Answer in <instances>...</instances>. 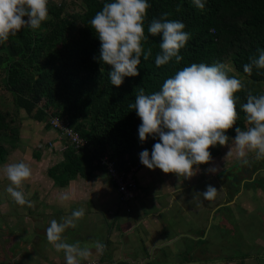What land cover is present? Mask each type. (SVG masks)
<instances>
[{
  "label": "trees",
  "instance_id": "16d2710c",
  "mask_svg": "<svg viewBox=\"0 0 264 264\" xmlns=\"http://www.w3.org/2000/svg\"><path fill=\"white\" fill-rule=\"evenodd\" d=\"M75 1L77 8L70 12L65 11L64 0L49 2V18L39 29L22 28L0 44V83L12 96L14 106L37 122L43 121L47 108H53L49 116L65 121L93 148L79 152L65 148L62 160L47 172L54 184L63 186L76 175L88 180L94 171L104 173L98 164L103 155L115 159L120 169L136 153L144 149L151 153L159 138L140 142L141 120L129 104L135 102L141 88L146 95L159 91L167 78L192 63L229 65V76L240 79L244 88L234 94L239 118L225 134L234 138L235 127L246 130L250 126L241 106L248 94H264V69L254 67L249 75L243 66L250 56L257 55L258 48L264 49V0H205L204 10L197 9L193 0H148L151 7L144 21L148 36L144 48L150 47L152 52L147 60L141 57L139 75L125 77L120 87L111 84L108 72L112 67L93 59L99 57L100 41L90 24L95 13L114 0ZM163 13L170 14L169 20L182 21L191 39L180 50L183 59L179 63L173 58L157 67L161 37L148 34L147 27ZM41 99L44 104L38 107ZM7 116L0 113V139L5 142L0 141V164L6 160L7 146L18 135ZM220 147H210L212 158L219 154ZM34 156L38 158L36 152Z\"/></svg>",
  "mask_w": 264,
  "mask_h": 264
},
{
  "label": "clouds",
  "instance_id": "9594fccd",
  "mask_svg": "<svg viewBox=\"0 0 264 264\" xmlns=\"http://www.w3.org/2000/svg\"><path fill=\"white\" fill-rule=\"evenodd\" d=\"M48 2L0 0V44L17 35L22 28L39 29L49 18ZM193 4L197 9L205 8V0H193ZM150 7L148 0H114L105 3L90 21L100 41L99 57L93 59L112 67L108 75L113 86L120 87L125 77L138 76L141 57L147 60L151 55L152 49L144 48V42L148 40L144 21ZM169 15L163 13L159 19L153 18L147 27L148 34L161 37V51L155 58L157 67L168 64L173 58L179 63L183 59L180 50L191 39V33L184 30L186 25L180 20L167 19ZM254 67L264 69V49L258 48L257 55L249 57L243 70L251 75ZM228 72L223 63H192L167 78L159 91L146 95L140 89L135 102L129 104L141 120L139 140L143 143L149 137L159 138L151 153L147 149L139 153L143 166L190 179L198 171L194 165L208 164L212 160L210 147L225 146L229 141L234 143L237 157L244 164H248L250 152L255 153L256 159L264 158V94H248L247 102L241 106L250 126L246 130L235 127L234 139L225 134L239 118L238 98L234 94L244 88L243 82L229 76ZM207 171L215 173L217 169L213 167ZM4 172L10 181L6 191L13 201L20 206L32 207V201L20 190L24 181L32 176L31 167L20 161L7 164ZM216 193L217 189L208 185L199 194L205 199H213ZM70 198L67 193L59 196L61 203ZM84 216V208L73 210L59 222L53 219L46 229L47 241L57 252H64L66 264H81L90 255L87 246L82 247L78 241L67 243L63 236L67 228H75ZM95 247L102 254L106 245L96 241Z\"/></svg>",
  "mask_w": 264,
  "mask_h": 264
},
{
  "label": "crops",
  "instance_id": "0c3cea01",
  "mask_svg": "<svg viewBox=\"0 0 264 264\" xmlns=\"http://www.w3.org/2000/svg\"><path fill=\"white\" fill-rule=\"evenodd\" d=\"M46 134L48 140L54 137L52 131ZM56 149H51L50 154L47 153L52 159L40 156L37 151H33L32 155L29 151L24 154L13 152L9 158L13 159L12 163L23 161L32 169V176L24 181L20 189L32 201L33 206L30 208L26 205H17L13 201L6 191L10 181L0 174L3 182V187L0 188V264H66L64 252H57L47 241L46 229L53 219L59 222L62 218L70 216L73 210L80 208L85 209L84 218L78 221L75 228H67L63 236L67 243L78 241L82 247L89 248V257L81 262L203 264L197 260L199 257L197 255L194 257L190 254H180L189 247L185 246V239L199 242L198 245L209 240L206 237L202 238L203 232L198 235L194 232L193 236L189 235L190 238L187 235L190 230L187 225L180 224L172 229L177 222L186 224L188 221H196L188 212L187 202L190 199L187 194L182 193L187 186L182 183L183 177H177L173 173L165 174L159 169L149 173L150 170L142 166L137 173L138 191L131 202L134 206L126 213L117 203L116 193L109 178L101 171H94L88 180L76 175L68 179L63 186L54 184L47 172L62 160L63 153L57 155ZM34 152L38 158H34ZM1 165H6V160ZM219 179L220 176L215 182L218 186L217 193L210 199L211 205L206 206L212 211V215L216 213L215 220L219 219L220 213L217 212L220 207L229 204L234 206L237 202L233 195L230 197L231 193L227 191L226 186L224 187V181ZM256 180L252 177L247 183L252 184ZM140 188L147 189V192L139 193ZM63 193H67L71 198L61 203L59 196ZM228 198L233 200L227 203ZM6 200L10 203L9 206ZM200 203L204 206L202 201ZM223 219L218 227H223L225 221ZM170 221L174 223L172 227ZM212 222L215 226V221ZM200 227L205 229L201 221L198 223L197 232ZM96 241L106 245L102 254L95 247ZM193 248L195 247L189 251Z\"/></svg>",
  "mask_w": 264,
  "mask_h": 264
},
{
  "label": "rangeland",
  "instance_id": "374dc122",
  "mask_svg": "<svg viewBox=\"0 0 264 264\" xmlns=\"http://www.w3.org/2000/svg\"><path fill=\"white\" fill-rule=\"evenodd\" d=\"M59 1L55 0V2ZM64 2L66 4V12L77 8L75 0H64ZM24 19L27 20L28 18L25 17ZM225 65L229 67L228 64ZM1 76L2 72L0 71V78ZM43 104L44 99H41L37 106L39 107ZM5 112L8 114L7 120L12 119L11 125L18 129L16 141L12 142L10 147L7 146L8 156H6V165L12 163L13 159L9 158L13 155V152L24 154L26 151H29L32 155L33 151H37L40 156L48 159H52L47 154L51 152V149L57 148L55 151L57 155L63 153L65 144L57 143L59 141L56 139L54 130L50 129L48 125V129L45 127L48 124L49 115L53 112V108H47L43 121L37 122L30 115L25 114L23 110L14 106L12 96L3 89L0 83V113ZM49 131L54 133V137L50 140L45 137ZM0 141L5 143L2 139ZM247 159L248 164L242 163L237 157L234 143L229 141V144L220 147L219 154L215 158L213 157L205 166V169L198 168L199 171L193 177L190 179L183 178L182 183L187 186L182 193L188 195V199H190L187 202V207H189L188 212L190 216L196 218V221H188L186 224L184 222H177L174 226V223L170 221V225L171 227L173 226V230L175 226H180V224L183 226L187 225L190 229L187 232L188 236H193L194 232L198 235L202 231V238L206 237L209 240H206L202 245H198L199 242L195 243L196 241L185 239L184 244L189 247L185 251L180 252V254H190L194 255V257L197 255L199 256L197 260L203 264H212L213 262L220 264H264V171H262V168H264V158L256 159L255 153L250 152L247 155ZM6 165L0 166V174L3 176H6L4 172ZM210 167H215L217 169L216 173L207 174L209 173L207 170ZM149 173H153V170H150ZM219 176V180L224 181V187L226 186L227 191H230V197L233 195L237 202L234 206L229 204L225 207H220V212H217L220 213L219 219L215 220L216 213L212 215V211L206 207L211 205L210 199H205L199 193L204 192L208 185L217 189L218 186L215 185V182ZM252 177L257 179L256 182L253 181L252 184L247 183ZM1 187H3V182L0 178ZM139 191V193L144 194L147 192V189L140 188ZM177 196L180 197V195ZM231 199H226V202H230ZM178 200L180 199L178 198ZM201 201L204 203V206L201 205ZM131 202L129 203L130 208L134 206ZM6 204L9 206L10 203L6 200ZM222 219L225 220L223 222L224 225L223 227H218ZM212 220L215 221V226ZM200 221L205 229L200 227L199 232H197ZM192 247L195 248L189 251ZM241 256L243 258H240Z\"/></svg>",
  "mask_w": 264,
  "mask_h": 264
},
{
  "label": "built area",
  "instance_id": "2783aa9c",
  "mask_svg": "<svg viewBox=\"0 0 264 264\" xmlns=\"http://www.w3.org/2000/svg\"><path fill=\"white\" fill-rule=\"evenodd\" d=\"M51 1L53 0H49V2ZM48 125L50 129L54 130L56 133V139L65 144L64 149L70 147L76 152L84 148H88L89 151L93 150V148L89 146L88 141L72 128L68 127L65 121L56 116H50ZM98 164L105 170V175L113 185L117 203L124 212L129 213V203L135 198L138 189L136 175L143 166L140 163L139 154L136 153L132 161H127L125 166L120 169L116 167L115 159H110L107 155L101 156L98 160ZM81 264L97 263L95 261H84L81 262Z\"/></svg>",
  "mask_w": 264,
  "mask_h": 264
}]
</instances>
